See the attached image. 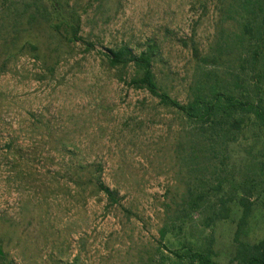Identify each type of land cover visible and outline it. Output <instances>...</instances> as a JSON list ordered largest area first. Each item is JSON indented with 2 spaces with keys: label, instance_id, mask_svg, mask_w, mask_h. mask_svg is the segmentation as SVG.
I'll return each mask as SVG.
<instances>
[{
  "label": "rangeland",
  "instance_id": "rangeland-1",
  "mask_svg": "<svg viewBox=\"0 0 264 264\" xmlns=\"http://www.w3.org/2000/svg\"><path fill=\"white\" fill-rule=\"evenodd\" d=\"M57 1L79 15L83 42L54 27L49 0H0L11 18L0 29V264H198L186 253L204 249L230 264L240 207L210 223L206 207L189 212L186 200L203 185L215 199L230 185L211 189L224 176L240 183L264 147V128L252 115L218 157L204 155L194 148L196 123L130 84L134 66L111 67L103 56L122 44L139 53L154 43L159 86L185 103L203 70L240 69L237 56L199 61L229 25L220 16L225 3ZM15 12H23L22 24ZM99 181L116 190L115 203ZM258 185L239 235L249 241L264 237Z\"/></svg>",
  "mask_w": 264,
  "mask_h": 264
},
{
  "label": "trees",
  "instance_id": "trees-1",
  "mask_svg": "<svg viewBox=\"0 0 264 264\" xmlns=\"http://www.w3.org/2000/svg\"><path fill=\"white\" fill-rule=\"evenodd\" d=\"M35 2L42 4V0H33V3ZM49 2L54 12L53 17L58 20L54 23V27L58 30L62 28L63 33L69 36L68 39L83 42L82 37L77 35L80 17L74 9L68 14L59 1L49 0ZM222 2L225 4L221 6V20L229 25L221 27L213 44L212 53H209V55L212 54L211 57L207 55V58L201 57L199 61L212 60L215 63H225L226 56H237L240 69L232 72L228 69L219 74L208 69L203 70L194 79L185 103L179 102L159 86L152 65L154 43H147L139 53L132 51L126 44L108 48L103 52V56L111 67L134 66L136 74L129 82L135 88L145 89L158 98L160 103L177 109L187 119L196 123L195 135L201 141L198 144L195 143L194 148L199 149L204 155L211 154L213 157H218L223 144L235 138L245 120H248L250 116L253 115L259 127L264 128V0H223ZM7 6L0 9V29L8 27L11 21L10 16L7 15L10 12V6ZM13 14V20L22 24L23 12ZM33 14L29 15L30 18L26 22L29 23L35 19ZM85 45L87 48L94 46L89 41ZM31 46L35 48L34 45ZM191 50L192 54L199 58V49L196 45L192 44ZM259 150L246 165V171L240 183L236 184L224 176L218 179L211 189L215 192L222 190L224 180L230 185L219 196L213 194L217 196L215 199L206 198L204 192L206 185H203L196 193L191 192L193 196L186 200V208L189 212L197 211L201 206L206 207L210 214V223L227 218L233 204L240 207L235 233L236 245L230 264H264V237L256 241L239 238L241 230L248 224L255 207L256 202L250 198L255 188L259 186L258 183H264V147ZM220 163L223 164L222 160ZM211 173L217 174L215 166ZM200 180L198 183L201 182ZM98 188L104 192L109 202L117 201L116 190L110 189L102 181L98 182ZM262 193H264V187L261 191V200L257 202L258 209L264 212V194ZM205 199L207 202L203 203ZM181 210L185 211V207ZM212 240L211 238L209 245L212 244ZM186 254L190 262L219 264L213 260L206 249L192 250Z\"/></svg>",
  "mask_w": 264,
  "mask_h": 264
}]
</instances>
